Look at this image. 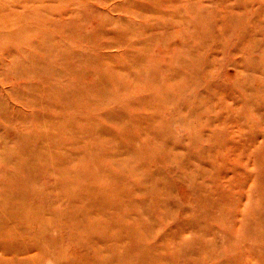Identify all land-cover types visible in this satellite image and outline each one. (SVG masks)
<instances>
[{
    "label": "rangeland",
    "instance_id": "rangeland-1",
    "mask_svg": "<svg viewBox=\"0 0 264 264\" xmlns=\"http://www.w3.org/2000/svg\"><path fill=\"white\" fill-rule=\"evenodd\" d=\"M0 94V264H264V0H0Z\"/></svg>",
    "mask_w": 264,
    "mask_h": 264
},
{
    "label": "bare ground",
    "instance_id": "bare-ground-1",
    "mask_svg": "<svg viewBox=\"0 0 264 264\" xmlns=\"http://www.w3.org/2000/svg\"><path fill=\"white\" fill-rule=\"evenodd\" d=\"M2 94H0V97H2L1 96ZM4 112H7V110H5ZM153 121H154V119H153ZM162 131V130H161ZM165 132V131H164ZM167 132V131H166ZM162 133H163V131H162ZM166 134V133H165ZM158 135V137H159V133L157 134ZM163 135V134H162ZM160 136H161V134H160ZM158 139H160V138H158ZM168 140V139H167ZM157 141V140H156ZM1 143V142H0ZM166 143H167V141L165 142L164 141V139L162 138L161 140H159L157 143H155L156 145L151 149L150 148V153H149V155H150V159H153V158H155L154 156H155V154L156 153H158V152H160V150H162V148L163 147H165V145H166ZM5 145V144H4ZM154 145V144H153ZM167 146V145H166ZM4 149V148H3ZM166 150V149H165ZM170 150V149H169ZM162 152H166V151H162ZM167 154H168V152H167ZM170 154V153H169ZM168 154V156L167 157H169L170 155ZM2 156V157H1ZM166 157V158H167ZM0 159H2L5 163H7V164H9V165H12L13 167H14V169H16V170H18V171H24V170H26L27 168H28V166H29V163H30V161H29V157H26V158H22V159H18V158H16V160H15V162H13L12 161V159H13V157H11L10 155H8V154H3V155H0ZM164 159V158H163ZM154 161H155V159H154ZM158 161H160V160H158ZM134 162V161H133ZM137 162H141V161H137ZM137 162H134V163H137ZM187 166V168H188V166L189 165H186ZM190 173V169L188 168V170H187V172H186V174H189ZM7 174V173H6ZM158 182H162V179L161 180H158ZM162 185V184H161ZM201 201H204V198L203 197H201ZM261 256H263V255H261ZM264 258V257H263ZM259 259V258H258ZM261 261H262V259H261Z\"/></svg>",
    "mask_w": 264,
    "mask_h": 264
}]
</instances>
